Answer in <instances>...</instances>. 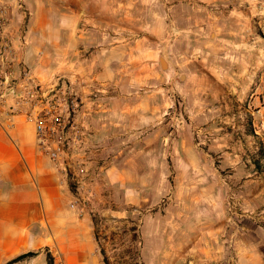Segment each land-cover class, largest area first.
<instances>
[{
	"label": "rangeland",
	"instance_id": "1",
	"mask_svg": "<svg viewBox=\"0 0 264 264\" xmlns=\"http://www.w3.org/2000/svg\"><path fill=\"white\" fill-rule=\"evenodd\" d=\"M2 1L11 4L14 27L26 26L27 49L30 34L39 38L46 69L36 73L25 62L31 74L45 88L60 78L80 102L81 140L68 178L78 207L93 221L100 253L105 250L109 264H144V239L166 240L176 175L188 169L174 165V150L201 142L194 122L182 129L192 107L218 109L226 87L217 77L231 78L237 59L248 64L244 74L253 82L262 79L264 0H23L22 8L18 0ZM103 8L109 23L94 24L92 39L88 14ZM104 47L112 49L113 63L122 54L117 48H125L127 68H110L108 79L99 80L88 57ZM135 62H141L136 72ZM202 73L207 86L199 82ZM224 94L231 97L229 89ZM152 98H158L157 119L142 118L141 130L124 135L129 119L120 110L135 99L145 114ZM103 109L107 115L94 120Z\"/></svg>",
	"mask_w": 264,
	"mask_h": 264
},
{
	"label": "crops",
	"instance_id": "2",
	"mask_svg": "<svg viewBox=\"0 0 264 264\" xmlns=\"http://www.w3.org/2000/svg\"><path fill=\"white\" fill-rule=\"evenodd\" d=\"M94 11L88 14L92 39L94 24L103 28L109 23L105 9ZM30 39L33 43L23 59L39 73L46 69V58L36 45L39 38L30 34ZM111 50L96 48L88 57L99 80L108 79L110 68H127L126 49L117 48L122 53L118 63L111 62ZM139 66L141 62L132 64L135 72ZM230 67L231 78L217 77L220 87H226L218 94V109L192 107L182 126L194 122L201 142L181 143L174 150V165L188 169L176 175L174 202L167 206L166 240L144 239V264H229L234 257L233 264H264V157L260 139L248 126L264 113V72L253 82L244 74V61L237 59ZM207 81L202 73L199 82L207 86ZM128 89L126 93L135 95ZM227 89L231 97L224 94ZM157 99H151L145 114L142 102L135 99L120 110L129 119L122 125L124 135L141 130L142 118L157 119ZM198 104L204 107L201 99ZM107 113L96 111L92 118ZM230 192L236 194L233 216L226 205ZM75 201L67 174L40 152L34 124L22 116H14L11 123L0 120V264H49V256L53 264H104L93 221L71 208Z\"/></svg>",
	"mask_w": 264,
	"mask_h": 264
},
{
	"label": "built area",
	"instance_id": "3",
	"mask_svg": "<svg viewBox=\"0 0 264 264\" xmlns=\"http://www.w3.org/2000/svg\"><path fill=\"white\" fill-rule=\"evenodd\" d=\"M18 1L22 8L23 0ZM10 8L11 4L0 0V120L11 123L14 116H22L32 122L40 152L69 177V170L75 166L74 150L81 140L80 102L59 83L60 78L45 88L31 74L23 59L29 45L28 30L24 24L14 27ZM252 124L264 146V113ZM235 202L236 194L230 192L226 202L230 216L234 215ZM71 208L80 215L85 212L76 201Z\"/></svg>",
	"mask_w": 264,
	"mask_h": 264
},
{
	"label": "trees",
	"instance_id": "4",
	"mask_svg": "<svg viewBox=\"0 0 264 264\" xmlns=\"http://www.w3.org/2000/svg\"><path fill=\"white\" fill-rule=\"evenodd\" d=\"M248 126H249V128H250V130H251V132H252V135H254L255 137H257V136L254 134V131H253L252 120H250ZM262 145H263V144H262ZM262 145H261V148H260V153H262V156L264 157V152H262V151H263V146H262ZM254 163H255L256 167H258V168L260 167V166H259V161H258V160H255ZM70 187H72V186L70 185ZM102 254H103V261H104V263H105V264H109V262H108V257H107V255H106L105 250H103V249H102ZM26 256H32V254H27ZM49 264H53L52 257H50V256H49Z\"/></svg>",
	"mask_w": 264,
	"mask_h": 264
},
{
	"label": "water",
	"instance_id": "5",
	"mask_svg": "<svg viewBox=\"0 0 264 264\" xmlns=\"http://www.w3.org/2000/svg\"><path fill=\"white\" fill-rule=\"evenodd\" d=\"M162 65L165 66L164 61H162Z\"/></svg>",
	"mask_w": 264,
	"mask_h": 264
},
{
	"label": "bare ground",
	"instance_id": "6",
	"mask_svg": "<svg viewBox=\"0 0 264 264\" xmlns=\"http://www.w3.org/2000/svg\"><path fill=\"white\" fill-rule=\"evenodd\" d=\"M164 64H165V62H164Z\"/></svg>",
	"mask_w": 264,
	"mask_h": 264
}]
</instances>
